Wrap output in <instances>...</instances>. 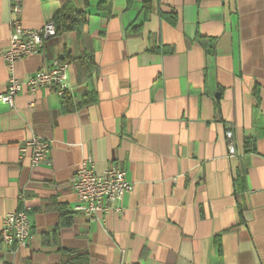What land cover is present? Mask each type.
<instances>
[{
	"label": "crops",
	"instance_id": "0c3cea01",
	"mask_svg": "<svg viewBox=\"0 0 264 264\" xmlns=\"http://www.w3.org/2000/svg\"><path fill=\"white\" fill-rule=\"evenodd\" d=\"M71 2L81 34L57 33L13 69L66 62L65 98L49 86L0 103V226L32 207L27 247L0 243V264H264V0ZM60 7L23 0L21 23ZM10 20L0 0V93ZM34 136L50 141L48 164L21 153ZM86 156L98 172L126 169L120 211L74 210Z\"/></svg>",
	"mask_w": 264,
	"mask_h": 264
},
{
	"label": "built area",
	"instance_id": "2783aa9c",
	"mask_svg": "<svg viewBox=\"0 0 264 264\" xmlns=\"http://www.w3.org/2000/svg\"><path fill=\"white\" fill-rule=\"evenodd\" d=\"M22 1L9 0L10 34L8 44L1 53L11 74L5 91L0 93V103L6 104L9 108L14 107L15 96L23 90L34 95L41 89L54 86L59 96L64 97L68 92L66 62L53 60L46 68L37 70L24 79L13 74L16 62L27 56L39 54L45 40L56 35L55 24L51 20L39 28L23 27L20 18ZM224 135L228 154L241 156L242 154L236 149L232 130H226ZM50 149V141L38 136L26 140L20 146L21 153L30 151L31 166L48 164ZM126 173L124 167L115 163L98 172L91 156L84 157L72 181V188L77 197L74 210L89 219H97L98 213L120 211L123 196L133 189V184L127 179ZM31 211L32 207L24 204L20 209L3 214L0 243L15 248L27 247L32 230Z\"/></svg>",
	"mask_w": 264,
	"mask_h": 264
},
{
	"label": "trees",
	"instance_id": "16d2710c",
	"mask_svg": "<svg viewBox=\"0 0 264 264\" xmlns=\"http://www.w3.org/2000/svg\"><path fill=\"white\" fill-rule=\"evenodd\" d=\"M60 5L59 11L53 17L56 34L65 29H69L80 35L82 25L85 22V13L83 11H77L71 0H60Z\"/></svg>",
	"mask_w": 264,
	"mask_h": 264
}]
</instances>
